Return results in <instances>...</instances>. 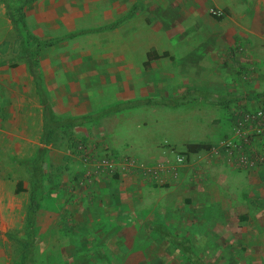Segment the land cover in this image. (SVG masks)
I'll list each match as a JSON object with an SVG mask.
<instances>
[{
    "label": "rangeland",
    "instance_id": "rangeland-1",
    "mask_svg": "<svg viewBox=\"0 0 264 264\" xmlns=\"http://www.w3.org/2000/svg\"><path fill=\"white\" fill-rule=\"evenodd\" d=\"M60 4L62 9L74 12L64 15L66 16L64 21L68 19L73 21L77 30L79 26L89 28L99 25L103 19L106 20L104 14L107 10L106 0H61ZM14 5L7 0H0V9H5L7 15ZM34 5V7L29 5L32 14H28L26 18L23 11V19L27 30L42 38L45 37L44 0H35ZM59 9L53 7L48 17L56 14ZM176 25L182 35L180 49L185 51L193 49L199 68H210L207 52L208 49H212L215 53L219 52L221 58L217 61L219 68L234 79L242 76L247 78L245 82L248 83L251 81L248 77L253 73H260L257 80L261 92L250 91L246 84H243L245 87L242 90L235 89L237 94L233 96H250L239 100V104L235 107L238 109V116L242 110L264 107V95H261L264 93V39L261 38L262 34H259L260 30L253 29L251 22L237 24L236 28L233 22L210 25L205 18L198 17L194 30L191 29V23L188 21ZM6 39L9 48L6 52L0 51V65L8 64L10 68L16 70L18 66L25 64V61L18 57L19 41L13 29L10 37L7 36ZM258 52L261 54L258 55ZM106 56L107 40L99 41L92 36L70 38L40 49L36 57V69L41 78L42 91L51 100L59 101L65 96L76 97L78 94L84 97L85 101L90 103L95 101L91 104L95 110L91 112V108L87 107L85 112L96 113L113 106L102 102L110 98V94L106 96V91L114 84V81L108 80H113L114 72L108 69ZM215 66L213 65V68H216ZM198 78L202 85L204 82L202 71L198 74ZM72 80L81 85L77 93L68 90L67 84ZM26 85L24 84L23 87ZM195 90H204L209 94L203 101L213 102L217 95L225 96L222 92L211 93L203 86ZM185 93V98L195 97V94H189L187 90ZM211 95H214V98L211 99ZM98 99L100 103L96 101ZM139 110L131 109L116 115L112 113L79 124L80 131L82 128L89 130L86 136L79 135L75 128L71 131L72 125H62L54 131L52 140L47 144L51 153L43 165L42 187L37 193L40 197L41 211L34 229L35 245L30 264H193L188 260L183 249L186 244L177 246L171 243L161 232L162 229L167 230L170 238L179 241L187 239L193 258L198 259L202 264H264V128L259 132L247 131V125L239 126L236 118L232 120V136L224 133L220 139L222 144L215 143L210 152H202L206 159L222 158L227 172L221 171V176H216L215 169L209 172L206 163L209 183L196 190L193 200L188 199V202L181 203V199L178 201L172 199L171 192L169 194L162 192L163 194H159L158 198L162 199L164 206L156 204L143 206L135 195L128 194L121 204L116 199L118 195L110 194L106 198V202L109 203L107 207L112 208L110 211L107 210L98 216L95 207H91L81 216L82 223L79 224V228H75V224L64 226L61 222L62 218L57 217L60 209V192L64 191L62 180L68 178L72 183L70 191L75 189L78 181H80L78 186L83 184L86 188L88 183L84 181L85 177L81 176L84 173L88 175L87 172L90 176L94 175L89 167L96 166L101 157L109 160L115 158L118 161L112 168L103 171L107 176L116 173L112 169L120 166V158L121 160L124 157L130 158L133 163L126 164L122 172L135 177L136 185L140 184L137 179L145 175L144 172L150 161L143 154L142 136L139 132L143 125L149 128V123L147 120L142 122ZM54 112V118H62L60 111ZM143 112L148 113L147 110ZM17 113L20 114L21 110ZM181 115L183 117L173 116V120L182 122L184 114ZM8 120L6 122L9 124ZM162 121L169 124L171 119L163 118ZM19 122L22 124L20 120ZM102 135H107L109 139L102 138ZM38 139L39 134L32 136L33 143L27 151L23 147L28 146L30 136L26 137L21 132L19 172L16 176H11V172L0 175V180L12 185L16 181L20 186L28 184L29 159L38 147ZM75 140L83 142L86 145L85 149L90 151L89 154L92 156L88 161H84L79 152L72 151L71 144ZM13 141L16 142L15 139ZM227 141L241 147L242 152L252 162L251 166L242 168L236 164L235 152H240V149L237 148L235 152L231 151L232 154H229L225 146ZM6 142L11 143L12 137L9 136ZM69 155H74L83 165L79 167L80 170L76 175L67 172L66 168H61L66 165V157ZM173 159L174 156L170 160L164 159V165L167 168L173 167L177 163L175 160L176 163L173 164ZM201 160H204L203 157L197 159V161ZM184 163L185 161L182 160L177 164ZM1 167L0 165V174ZM163 176L161 173L159 179H148L142 184H148L150 187L165 186L169 182ZM198 182L199 179H196V185ZM8 191L10 189L0 183V196L4 197ZM83 191L90 196L93 195L91 193L93 189ZM205 191L208 195L203 194ZM114 207L117 210H113ZM48 210L55 211L50 222L43 216V212ZM22 238L21 232L0 233V264H20Z\"/></svg>",
    "mask_w": 264,
    "mask_h": 264
},
{
    "label": "crops",
    "instance_id": "crops-1",
    "mask_svg": "<svg viewBox=\"0 0 264 264\" xmlns=\"http://www.w3.org/2000/svg\"><path fill=\"white\" fill-rule=\"evenodd\" d=\"M34 1L35 0L24 6L25 8L23 11L25 18L28 14H32L29 5L31 4L33 5L32 7H34ZM60 1L61 0H44L43 28L45 37L42 38H60L65 35L63 32L67 34V32L94 29L120 20L117 25L112 28L72 37L92 36L99 41L101 39L107 40L106 63L108 69L114 72L113 80H108L109 82L114 81V84H112V86L110 85V89L106 91V96L110 94V98L108 97L106 100H102L103 104L114 105L146 98L158 99L160 97H172L184 94L185 90H187L188 93L193 92L195 88L201 86L211 93L222 92L225 95H217L215 98L233 96V94L236 95L237 92L235 89L238 88L242 90V88L245 87L243 84L248 85L250 91L261 92V86L257 80L260 76L259 72L253 73L248 77V79H251L248 83L245 82L247 78L242 76L234 79L231 75L225 74L222 72V69L219 68L220 66L217 64V61H220L221 58L219 57L218 51L215 53L212 49H208L207 55L211 66L210 68H199L194 50L188 49L185 51L184 49H180V39H182V35L178 32V25L176 24L188 21L191 23V29L194 30L196 29L197 17L205 18L210 25L219 22H233L236 24V28L237 24L251 22L253 29L260 30L259 34H262L261 38L264 39L263 0H106L107 10L104 11L106 20L103 19L101 21L102 23L99 25L89 28H81L79 26L78 30L75 29L74 25L76 24L72 23L73 21L70 19L66 20V22L64 21L69 13L74 14V12L62 9L63 7ZM32 7L31 9H33ZM53 7L60 9L56 11V14H51L49 18L48 16ZM133 7L134 11L127 16ZM212 10H219L221 15L211 13ZM64 15L66 16L64 17ZM11 30L12 26L6 10L1 8L0 51L2 52H6V49L9 48V45H6V37H10ZM63 40L67 39H61L47 46V48ZM172 40L175 41L174 45ZM149 49H153L157 56L149 60L148 67L145 69L143 68V62L147 59L146 53ZM163 53H165V55H161ZM257 54L260 55L261 52ZM213 65H216V68H213ZM199 71L204 73V82L202 85L198 78ZM69 83L70 84H67V86H69L68 90L71 93L72 90L73 92L75 91V93L80 91L81 85L78 82L72 80ZM24 84L27 85L23 87ZM100 92L98 93L99 95ZM35 95L37 96L26 63L18 66L16 70L10 68L8 64L0 65V165L2 166L0 175L11 172V176H16L19 172V135L21 132L24 133L26 137L30 136V142L26 148L23 147L22 143L21 146L23 149L29 151L30 144L33 143L31 142L33 141L32 136L35 134H39V143L43 127V116L41 103L38 96L36 97ZM46 95L47 94H44L45 102L52 114L55 113L54 111H60L62 118L74 119L95 114L91 113L95 110L91 105L95 101H92V103L85 101L84 97L78 96V94L76 97L65 96V98H61L59 101L48 99ZM212 98H214V95H211V99ZM239 100L226 104H217L216 101L195 100L176 107L154 104L138 105V107L135 108L122 109L114 112L113 114L116 115L120 112H126L127 110L140 109L142 122H146L147 120L149 123V128H145L143 125L139 131L142 136L143 154L150 162L160 165L159 173L164 175V179L168 181L169 184L162 187H150L148 184H142L145 183L144 181L148 180L145 175L137 179L140 184L136 185L135 177H131V175L122 172L123 167L121 165L114 170L116 173L109 176L103 174L105 168L101 166H94V169L89 167V170L92 171L94 175L90 176V173L86 171L88 175L84 173L81 176L82 178L85 177L84 181L88 183L86 188L83 187V184L78 186L80 185L78 184L80 181H78L77 184L75 183V189L70 191L69 189L72 187V183L68 181V178L67 180H62L64 191L60 192V209L58 210L57 217L62 218L61 222L64 226L75 224V228H79V224L82 223L81 216L85 214L87 209L90 210L91 207H95L99 213L98 216L112 209L110 208L111 206L107 207L109 203L106 202V198L109 197L110 194L118 195L116 199L121 204L122 200L126 198L128 194L131 196L135 195L139 199L140 205L143 206L149 204L164 206V204H162V199L158 198V195L162 192H167V194L171 192V194H173L172 199L176 201L181 199V203L188 202V199L193 200L196 195V190H199L200 187L209 183L206 163H208L209 172H213L215 169L216 176L220 177L221 171L224 173L227 172V167H225L222 158L206 159L202 152H210L213 144H220V139L224 133H228L230 137L232 136V120L238 118V109L235 107L239 104ZM56 101L59 102V104ZM96 101L100 103L99 99ZM87 107L91 108V112H85V108ZM18 110H21L20 114H16ZM145 110L148 111L147 114L143 112ZM181 114H184L182 122L173 120V116L183 117ZM163 118H170L171 122L165 124L162 121ZM7 120L9 124L6 122ZM79 124L84 123L73 124L70 127L71 131L75 128L79 135H88L89 130L82 128L83 132L80 131L81 128L78 127ZM84 131H86V133H84ZM9 136L12 137L11 143L6 142ZM106 136L107 135H102V138L109 139ZM13 139H15V143ZM195 142L208 143L209 149H201L197 152H186V144ZM72 145L71 148L74 152L75 150ZM131 145H133V143H131ZM40 147L42 146L39 143L37 149ZM45 148L43 165L51 153L47 145ZM32 156L29 160H31ZM173 156L175 158L173 159V164L178 160H180V162L184 160L185 163L179 165L177 164L179 162H177L173 167L170 166V168H167L163 160H170ZM202 157L204 160L197 161V159ZM66 158V165L61 168H66L67 172L70 171L76 175L77 171H79L83 165L80 164L79 160L76 159L74 155H69ZM225 158L227 157L225 156ZM200 162H202V164H199ZM64 177L66 176H62L61 178ZM196 179H199L197 185ZM0 183L5 184V186L10 189L4 197L0 196V233L21 232L23 235L29 204V179L27 184L28 187L26 183L20 186L17 181L14 185L5 183L4 180H0ZM141 185L144 187H141ZM89 188L91 190L93 189L91 193L94 198L83 191ZM122 193L124 195H122ZM203 194L208 195L206 191ZM52 199H54V197H52ZM91 199L94 200L91 201ZM114 204L113 202V205ZM113 210H117L116 207H114ZM40 211L39 201L33 230L35 229L36 220ZM54 214L55 211L52 210L43 212V216H45L49 222Z\"/></svg>",
    "mask_w": 264,
    "mask_h": 264
},
{
    "label": "trees",
    "instance_id": "trees-1",
    "mask_svg": "<svg viewBox=\"0 0 264 264\" xmlns=\"http://www.w3.org/2000/svg\"><path fill=\"white\" fill-rule=\"evenodd\" d=\"M4 1V0H3ZM13 4H15L10 10L8 11V18L10 20L11 26L13 31L15 32V35L18 38L19 41V52L18 57L25 60L27 70L29 75L31 76V79L34 84L35 93L37 94L39 101L42 106V132L40 135L39 143L42 147L38 148L35 152V154L32 156L30 162H29V204L27 208L26 218H25V229L23 232V238L21 239V253H20V264H30L31 263V257H32V251L35 245V237H34V219L37 212V209L39 207V201L40 197L37 194L40 192L42 187V180H43V162H44V153H45V146L52 140L53 138V132L57 127H60L62 125H73L76 123H85L90 122L93 120H96L102 116L109 115L111 113L120 111L122 109H128L133 108L138 105H161L166 107H176L181 104H185L188 102H192L195 100H205L207 99L208 95L207 92L201 91V90H195L193 92H190V94H195V97H188L185 98V94H179L172 97H160V98H146L142 100H134L129 102H123V103H117L109 108H105L95 114L86 115L74 119L70 118H54L52 112L50 111L48 105L45 102L44 93L40 86V77L38 75L37 69H36V57L38 54V51L42 48H45L47 46L52 45L53 43L61 40V39H69L77 35H81L84 33L89 32H96L104 29L112 28L113 26L117 25V23L120 21H115L111 24L104 25L102 27L94 28V29H84V30H78L75 32H70L65 35H63L60 38H41L37 37L33 34H31L26 26L23 19V8L24 6L33 1V0H7ZM134 11V7L129 11L127 14L130 15ZM214 17H220V16H214ZM165 55V53L161 54ZM157 56L153 49H149V51L146 53V60L143 62V68L148 67V62L153 57ZM261 95H264L261 94ZM241 98H250V96L245 97H237V96H226V97H217L216 103L217 104H226L230 103L232 101L239 100ZM73 143V142H72ZM72 145V144H71ZM73 146V145H72ZM207 150L209 149V144L205 142H195V143H189L185 146L186 152H197L198 150ZM161 232L167 237L168 241L171 243L177 245V246H184L183 244H186L184 246L185 253L187 254L188 260L193 264H202L198 259L193 258V254L191 252V249L189 247V244L187 242V239H180L175 240V238H170L168 235L167 230L162 229Z\"/></svg>",
    "mask_w": 264,
    "mask_h": 264
},
{
    "label": "built area",
    "instance_id": "built-area-1",
    "mask_svg": "<svg viewBox=\"0 0 264 264\" xmlns=\"http://www.w3.org/2000/svg\"><path fill=\"white\" fill-rule=\"evenodd\" d=\"M211 13H215L217 15H221V12L219 10H212ZM236 122H238L239 126H243V124L247 125V131L250 132H259L260 130L264 128V107L256 109V110H242L239 112V116L236 119ZM73 148L75 151L79 152L81 156L83 157L84 161H88V158H90L92 155H90V151L88 149H85V144L83 142H79L78 140L73 141ZM226 151L229 154H232L231 151H234L235 149H240V152H235V159L236 164L242 168H246L248 166H251L252 162L249 161V157L246 156L242 150L241 147H237L235 144L230 143L229 141L225 142ZM104 156V155H103ZM118 161L114 158L107 159L106 157H101L98 160V164L96 166H101L103 168H112ZM177 162L180 163V160ZM120 165L124 167L126 164H132L133 161L130 158L124 157L123 160L120 158ZM108 170V169H107ZM116 170V166L112 169ZM160 165L154 164L153 162H148L147 168L145 170V175L148 179H159V173ZM144 175V176H145ZM161 179V178H160ZM162 180V179H161ZM161 183V182H160Z\"/></svg>",
    "mask_w": 264,
    "mask_h": 264
}]
</instances>
